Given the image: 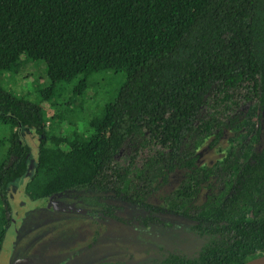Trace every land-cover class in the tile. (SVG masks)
<instances>
[{
	"label": "trees",
	"instance_id": "1",
	"mask_svg": "<svg viewBox=\"0 0 264 264\" xmlns=\"http://www.w3.org/2000/svg\"><path fill=\"white\" fill-rule=\"evenodd\" d=\"M26 60L46 64L50 85L36 104L0 82V125L9 131L0 139L4 204L9 186L28 172L30 149L22 132L31 129L41 138L26 186L33 200L76 202L90 217L130 228L141 242L162 246L166 237L171 245L192 248V254H158L160 264H245L264 255V0H0V74ZM102 73L124 79L115 98L84 128L81 115L66 103L51 118L60 123L51 132L45 108L56 105L63 84L79 79L72 91L82 96ZM212 98H244L260 110L250 162L229 153L206 169L186 153L187 140L196 134L209 138L218 121L202 119ZM144 132L166 155L154 156L132 177L116 158ZM179 172L184 181L174 201L168 207L151 203L155 184L164 186ZM217 172L232 177L228 196L199 205L204 185ZM113 198L145 214L120 219Z\"/></svg>",
	"mask_w": 264,
	"mask_h": 264
},
{
	"label": "rangeland",
	"instance_id": "2",
	"mask_svg": "<svg viewBox=\"0 0 264 264\" xmlns=\"http://www.w3.org/2000/svg\"><path fill=\"white\" fill-rule=\"evenodd\" d=\"M123 81L121 76L98 74L82 96H76L72 91L79 79L72 83L73 86L63 84L66 91L58 101H53H57L56 105L45 108V118L49 123L52 122L49 130L58 132L60 123L58 120L51 121V118L63 112L68 102L81 115L80 127H86L96 113L100 114V108L115 98ZM0 82L14 95L36 104L41 100L40 91L50 85L46 64L32 60H26L23 66L14 68L11 72L0 74ZM259 115L260 110L255 102L245 101L244 98L227 103L210 99L203 109L202 119L218 121L209 138L196 134L187 140L186 153L198 156L199 166L206 169L220 164L229 153L239 158L242 164L250 162L257 151L255 133L260 125ZM3 126L0 125V139L5 138L6 132L9 133ZM221 131L224 134L215 142V137ZM22 136L30 149L29 168L26 176L9 186L7 203L4 204V200L0 198V264H126L145 257L153 260L151 264H160L158 254L163 255L167 250L193 253L188 246L171 245L166 237L162 246H159L157 240L141 242L128 228L117 222L91 224L86 222V218H74L81 213L76 202L53 198L33 200L28 195L26 186L36 171L41 138L31 129L24 130ZM160 155L165 156L166 151L144 132L123 148L116 163L120 168L130 169L132 177H138L147 162ZM160 172L161 169H158L151 173V177L155 179L153 182H156ZM217 173L213 174L210 183L204 185L197 200L199 205L205 204L207 199H212L211 203H221L228 196L232 177ZM183 181L184 174L179 172L171 175L169 183L164 186L162 181L158 185L156 183L158 191L150 199L151 203L168 207L167 201H174L173 193L179 190ZM110 202L116 205L119 218L125 221L145 214L141 209L114 198ZM182 238L180 241H185Z\"/></svg>",
	"mask_w": 264,
	"mask_h": 264
},
{
	"label": "flooded vegetation",
	"instance_id": "3",
	"mask_svg": "<svg viewBox=\"0 0 264 264\" xmlns=\"http://www.w3.org/2000/svg\"><path fill=\"white\" fill-rule=\"evenodd\" d=\"M68 202H70V201H68ZM110 204H112V205H114L112 202H110ZM79 205V204H78ZM114 206H116V205H114ZM79 207H80V205H79ZM80 209H81V207H80ZM117 215H118V210H117ZM77 218V217H82V218H86V222H88V223H91V224H97V223H106V222H115V221H113V220H110V219H101V218H94V217H90L89 215H87L86 213H85V209H81V213L80 214H78V215H76V216H74V218ZM119 217V216H118ZM90 220V221H89ZM118 223V222H117ZM120 224V223H119ZM122 225V224H121ZM125 226V225H124ZM126 227V226H125ZM127 228V227H126ZM129 229V231L131 232V233H133L132 231H131V229L130 228H128ZM137 237V236H136ZM129 257H130V255H129ZM127 263H130V262H127Z\"/></svg>",
	"mask_w": 264,
	"mask_h": 264
},
{
	"label": "water",
	"instance_id": "4",
	"mask_svg": "<svg viewBox=\"0 0 264 264\" xmlns=\"http://www.w3.org/2000/svg\"><path fill=\"white\" fill-rule=\"evenodd\" d=\"M245 264H264V255L258 258H255Z\"/></svg>",
	"mask_w": 264,
	"mask_h": 264
}]
</instances>
